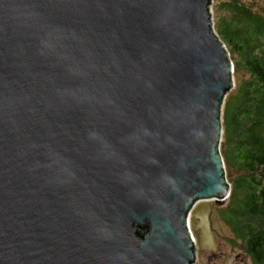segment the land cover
<instances>
[{"label":"water","instance_id":"obj_1","mask_svg":"<svg viewBox=\"0 0 264 264\" xmlns=\"http://www.w3.org/2000/svg\"><path fill=\"white\" fill-rule=\"evenodd\" d=\"M211 2L0 0V264L194 263L231 190Z\"/></svg>","mask_w":264,"mask_h":264},{"label":"trees","instance_id":"obj_2","mask_svg":"<svg viewBox=\"0 0 264 264\" xmlns=\"http://www.w3.org/2000/svg\"><path fill=\"white\" fill-rule=\"evenodd\" d=\"M215 9L228 11V17L219 20L217 34L245 62L249 94L243 103L250 111L236 126L232 155L244 175L231 182L219 214L233 234L231 244L240 246L250 264H264V0H217ZM223 139L225 143L224 130Z\"/></svg>","mask_w":264,"mask_h":264},{"label":"rangeland","instance_id":"obj_3","mask_svg":"<svg viewBox=\"0 0 264 264\" xmlns=\"http://www.w3.org/2000/svg\"><path fill=\"white\" fill-rule=\"evenodd\" d=\"M216 2L217 0H212L210 12L212 27L217 34L219 20L222 16L228 17V11L216 10ZM225 47L229 49V57L233 64L235 63L236 70L232 73L233 86L221 108L225 143L222 132L219 150L225 165V176L231 187V182L237 175H244V170L237 166L238 159L232 155L236 153V126L242 125L246 116L250 114L247 110L249 106L243 103L245 94H249V86L246 84L249 74L245 69L243 58L237 56L226 44ZM226 202L218 204L214 200L198 201L192 209L189 226L194 238L195 261L193 264H250L249 258L240 246L231 244L233 234L220 217L219 209Z\"/></svg>","mask_w":264,"mask_h":264},{"label":"bare ground","instance_id":"obj_4","mask_svg":"<svg viewBox=\"0 0 264 264\" xmlns=\"http://www.w3.org/2000/svg\"><path fill=\"white\" fill-rule=\"evenodd\" d=\"M232 83H233V80H232ZM190 227V226H189Z\"/></svg>","mask_w":264,"mask_h":264}]
</instances>
